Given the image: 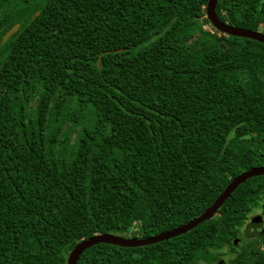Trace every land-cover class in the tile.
<instances>
[{
    "label": "trees",
    "instance_id": "1",
    "mask_svg": "<svg viewBox=\"0 0 264 264\" xmlns=\"http://www.w3.org/2000/svg\"><path fill=\"white\" fill-rule=\"evenodd\" d=\"M209 0H0V264H67L147 238L264 166V44ZM39 12L36 18L33 16ZM264 34V0H218ZM257 210V234H247ZM264 175L170 240L78 264H264Z\"/></svg>",
    "mask_w": 264,
    "mask_h": 264
},
{
    "label": "water",
    "instance_id": "2",
    "mask_svg": "<svg viewBox=\"0 0 264 264\" xmlns=\"http://www.w3.org/2000/svg\"><path fill=\"white\" fill-rule=\"evenodd\" d=\"M217 2L218 0H209V4L207 8L208 19L210 23L214 26V28H216L218 31L226 35L252 39L264 44L263 33L233 27L221 21L216 13ZM38 15L39 12H37L33 16V18H36ZM17 30H18V26H14L13 28H11L1 39L0 47L3 44H5L11 38V36L17 32ZM263 175H264V166L251 168L249 170L244 171L227 185L225 190L216 199V201L208 209H206L200 216L173 230L163 232L157 235H153L147 238H126L116 234L103 233L84 239L79 244H77V246L71 251L68 257L67 264H78L79 259L86 250L99 244H108V245H116L121 247L136 248L141 246H149V245L157 244L159 242L170 240L172 238L185 234L193 230L197 226L201 225L202 223L212 219L220 210V208L223 206V204L230 198V196L237 189V187L244 184L249 179Z\"/></svg>",
    "mask_w": 264,
    "mask_h": 264
},
{
    "label": "rangeland",
    "instance_id": "3",
    "mask_svg": "<svg viewBox=\"0 0 264 264\" xmlns=\"http://www.w3.org/2000/svg\"><path fill=\"white\" fill-rule=\"evenodd\" d=\"M263 29H264V27H263ZM259 215H261V211H259V210H257L254 214L251 215V220L249 221V225L246 228L247 234L248 233H252L253 235L257 234L258 226H260V225H258L259 224L258 220H256V219L254 220L253 217H257ZM263 248H264V246H263Z\"/></svg>",
    "mask_w": 264,
    "mask_h": 264
}]
</instances>
